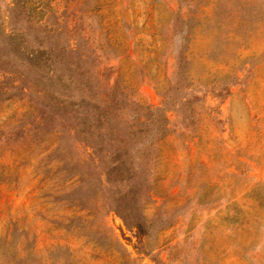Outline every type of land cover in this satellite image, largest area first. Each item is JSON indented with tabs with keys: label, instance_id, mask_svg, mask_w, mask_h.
I'll return each mask as SVG.
<instances>
[{
	"label": "rangeland",
	"instance_id": "rangeland-1",
	"mask_svg": "<svg viewBox=\"0 0 264 264\" xmlns=\"http://www.w3.org/2000/svg\"><path fill=\"white\" fill-rule=\"evenodd\" d=\"M10 2L0 264H264V0ZM116 147L144 178L142 235L113 211Z\"/></svg>",
	"mask_w": 264,
	"mask_h": 264
},
{
	"label": "trees",
	"instance_id": "trees-1",
	"mask_svg": "<svg viewBox=\"0 0 264 264\" xmlns=\"http://www.w3.org/2000/svg\"><path fill=\"white\" fill-rule=\"evenodd\" d=\"M10 3L11 11H14L18 7L19 0H11ZM8 39V48L10 52L15 53L18 57L26 59L35 66L40 67L46 64V60L48 59V52L46 48H32L31 50H26L25 47H22L21 37L10 36ZM98 109L100 110L101 108L99 107ZM142 124L145 125V123ZM83 132L85 135H95L94 137L99 138L100 141L103 140L107 134L106 131L105 133L102 131L95 132L94 130L87 128L83 129ZM108 132L115 134L113 129H109ZM127 133L139 138L152 136L151 131L145 128L135 131L128 129ZM162 136L163 133H158L156 138H161ZM116 148L117 149L114 150H117L116 155L118 156V159L111 165L110 171L114 173V176L118 180H131V183L127 189L116 198L113 211L121 219L126 229L133 230L137 235H142L148 228L147 221L145 220L138 204V189L139 185L143 184L144 178L136 177L134 171L135 169L133 168L131 160L126 162L128 159H130V149L127 147Z\"/></svg>",
	"mask_w": 264,
	"mask_h": 264
}]
</instances>
